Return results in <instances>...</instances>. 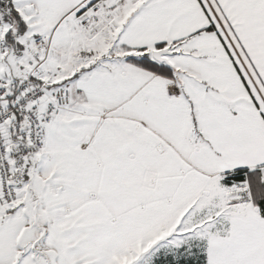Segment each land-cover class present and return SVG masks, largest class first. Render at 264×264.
Masks as SVG:
<instances>
[{"label": "snow or ice", "instance_id": "6c2138e0", "mask_svg": "<svg viewBox=\"0 0 264 264\" xmlns=\"http://www.w3.org/2000/svg\"><path fill=\"white\" fill-rule=\"evenodd\" d=\"M0 264H264V0H0Z\"/></svg>", "mask_w": 264, "mask_h": 264}]
</instances>
